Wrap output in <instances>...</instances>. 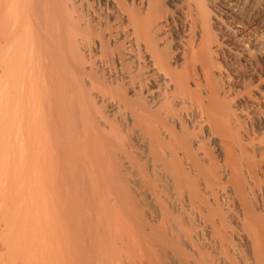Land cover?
Segmentation results:
<instances>
[{"label":"bare ground","instance_id":"bare-ground-1","mask_svg":"<svg viewBox=\"0 0 264 264\" xmlns=\"http://www.w3.org/2000/svg\"><path fill=\"white\" fill-rule=\"evenodd\" d=\"M0 264H264V0H0Z\"/></svg>","mask_w":264,"mask_h":264}]
</instances>
